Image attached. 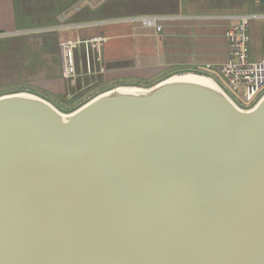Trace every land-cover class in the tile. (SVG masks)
<instances>
[{"label": "water", "instance_id": "obj_1", "mask_svg": "<svg viewBox=\"0 0 264 264\" xmlns=\"http://www.w3.org/2000/svg\"><path fill=\"white\" fill-rule=\"evenodd\" d=\"M0 264H264V93L188 72L71 112L0 95Z\"/></svg>", "mask_w": 264, "mask_h": 264}, {"label": "crops", "instance_id": "obj_2", "mask_svg": "<svg viewBox=\"0 0 264 264\" xmlns=\"http://www.w3.org/2000/svg\"><path fill=\"white\" fill-rule=\"evenodd\" d=\"M263 12L261 0H0V95L28 91L56 105L79 96L89 74L157 83L201 70L225 86L218 68L228 21L221 17ZM144 16L162 17L161 30L127 21ZM248 37L249 59L259 60L264 18L250 21ZM76 39L83 41L74 48L78 76L67 79L58 43Z\"/></svg>", "mask_w": 264, "mask_h": 264}, {"label": "built area", "instance_id": "obj_3", "mask_svg": "<svg viewBox=\"0 0 264 264\" xmlns=\"http://www.w3.org/2000/svg\"><path fill=\"white\" fill-rule=\"evenodd\" d=\"M261 2L264 4V0ZM161 18L159 16H144L127 21H139L141 25L159 32ZM221 18L228 21V26L224 34L226 61L219 66V73L225 80L226 91L242 104L241 107L249 108L264 93V56L259 60L249 59L248 27L252 19L264 18V12L261 14L225 15ZM93 40L99 41L101 38L95 37ZM82 42L76 39L73 41L62 40L58 43L64 78L72 79L78 76L74 64V48Z\"/></svg>", "mask_w": 264, "mask_h": 264}, {"label": "rangeland", "instance_id": "obj_4", "mask_svg": "<svg viewBox=\"0 0 264 264\" xmlns=\"http://www.w3.org/2000/svg\"><path fill=\"white\" fill-rule=\"evenodd\" d=\"M218 71H219V68H218ZM188 72L189 73H195V74H202V75H206L208 77H211L210 75L206 74L205 72H202L201 70H199V71H183L181 73H174V74H183V73H188ZM174 74H171V75H174ZM86 76L90 77L91 79H89L88 81L83 80V84H82L83 87H81L82 93L80 92L81 94L79 96H77L76 98L74 96L59 97V100H57L59 103H57L56 105H54L51 101L50 102L62 112H71L74 109H76L77 107H79L80 105H82L83 103H85L86 101H88L91 98H93L94 96H96L97 94L104 92V91H106L110 88H113L115 86H138V87L147 88V87L151 86L152 84H155L154 81H152L150 79L148 80V79L135 78V77H128V78L126 77V78L119 80V81H110V82L108 81L107 82L104 80V78H103V76H101V74H91V75L89 74ZM211 78L216 81L215 78H213V77H211ZM216 82L218 83V81H216ZM221 87L226 91V88H225L226 86H221ZM20 92H22V91H20ZM23 92H28V91H23ZM226 92L228 93V91H226ZM29 93H31V92H29ZM38 96H40V95H38ZM232 99L235 100V102L238 105H242L239 101H237L233 97H232Z\"/></svg>", "mask_w": 264, "mask_h": 264}, {"label": "bare ground", "instance_id": "obj_5", "mask_svg": "<svg viewBox=\"0 0 264 264\" xmlns=\"http://www.w3.org/2000/svg\"><path fill=\"white\" fill-rule=\"evenodd\" d=\"M185 79H191V80H197V81H201V82H208V83H211L210 79L209 78H205V77H202V76H193L191 74H187V75H184Z\"/></svg>", "mask_w": 264, "mask_h": 264}]
</instances>
